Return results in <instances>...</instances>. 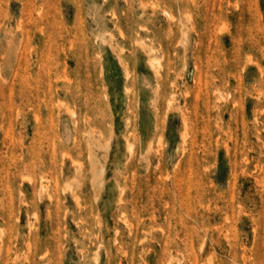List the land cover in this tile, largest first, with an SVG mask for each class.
<instances>
[{
  "label": "rangeland",
  "instance_id": "obj_1",
  "mask_svg": "<svg viewBox=\"0 0 264 264\" xmlns=\"http://www.w3.org/2000/svg\"><path fill=\"white\" fill-rule=\"evenodd\" d=\"M0 264H264V0H0Z\"/></svg>",
  "mask_w": 264,
  "mask_h": 264
}]
</instances>
